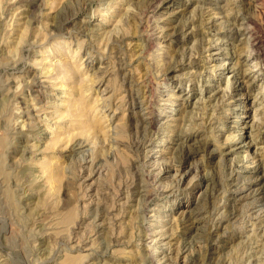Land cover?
<instances>
[{
    "label": "rangeland",
    "instance_id": "rangeland-1",
    "mask_svg": "<svg viewBox=\"0 0 264 264\" xmlns=\"http://www.w3.org/2000/svg\"><path fill=\"white\" fill-rule=\"evenodd\" d=\"M263 203L264 0H0V264H264Z\"/></svg>",
    "mask_w": 264,
    "mask_h": 264
},
{
    "label": "bare ground",
    "instance_id": "bare-ground-1",
    "mask_svg": "<svg viewBox=\"0 0 264 264\" xmlns=\"http://www.w3.org/2000/svg\"><path fill=\"white\" fill-rule=\"evenodd\" d=\"M167 1V0H166ZM160 10V9H159ZM242 20V19H241ZM240 21V20H239ZM246 21H247V19H246ZM243 23V22H242ZM156 36V35H155ZM161 41V40H160ZM221 42V41H220ZM237 90V89H236ZM139 103V102H138ZM169 109V108H168ZM176 109V108H175ZM160 122V121H159ZM108 123V122H107ZM158 124V123H157ZM160 126V125H159ZM163 127V126H162ZM113 128V127H112ZM109 129V128H108ZM111 130V129H110ZM109 130V131H110ZM167 130V129H166ZM183 130V129H182ZM184 131V130H183ZM158 133V132H157ZM152 134V133H151ZM150 135V134H149ZM153 135V134H152ZM140 137V136H139ZM164 137V136H163ZM180 138V135H174V138H173V140H175V141H177V142H179V139ZM144 141V140H143ZM144 144V143H143ZM142 147V146H141ZM147 147V146H146ZM155 147V146H154ZM153 148V147H152ZM156 148V147H155ZM155 148H153V149H155ZM181 149V144L180 143H174V147H173V150H174V152H177L178 150H180ZM183 150V149H182ZM152 151H154L155 153L157 152V150H152ZM190 156V154H189V151L188 152H186V157H189ZM152 157H154V159L155 160H157V157L156 156H153L152 155ZM150 159V158H149ZM85 160V159H84ZM87 160V159H86ZM177 159H175V158H173V159H171V162L170 163H172V161H173V163H175V161H176ZM246 161V160H245ZM176 162H178V161H176ZM172 163V166H174V164ZM169 165V164H168ZM181 165V164H180ZM167 165L166 164H164V162H160L159 163V167H158V171H160V172H169V169H168V167H166ZM195 166V165H194ZM241 166V165H240ZM175 167V166H174ZM152 168V167H151ZM244 168V167H243ZM192 169V167H185V166H183V167H181L180 166V168L178 169V171H176L175 172V174H177V175H179V178H178V181H181L182 180V178L185 176V175H187V173L190 171ZM257 170V169H256ZM173 171V170H172ZM175 171V170H174ZM195 171V170H194ZM152 173V172H151ZM146 177V176H145ZM196 177V176H195ZM178 183H180V182H178ZM176 184V183H175ZM219 188V187H218ZM204 190H205V187L203 188V190L201 191V195H203V192H204ZM170 193V192H169ZM133 194V193H132ZM142 194V193H141ZM233 194V193H232ZM251 194V193H250ZM261 195V194H260ZM142 196V195H141ZM159 196V195H158ZM170 196V195H169ZM134 197V196H133ZM137 197V196H136ZM145 198H143V200H144ZM166 199V198H165ZM175 199V198H174ZM137 200V199H136ZM201 200V199H200ZM155 203V202H154ZM193 203H195V202H192V204ZM230 204V203H229ZM264 204V203H263ZM154 205V204H153ZM181 205V204H180ZM222 206V205H221ZM263 206V205H262ZM235 208V207H234ZM253 208H254V206H253ZM256 209V208H255ZM259 209V208H258ZM261 209H263V208H261ZM187 210V209H186ZM191 210V209H190ZM186 211V214L184 215L185 216V218L186 219H190V218H192V214H193V212L192 211ZM257 210V209H256ZM162 211V210H161ZM213 211V210H212ZM211 211V212H212ZM219 212V211H218ZM258 212V211H257ZM161 213V212H160ZM247 213V212H246ZM135 214H137V213H135ZM162 214V213H161ZM204 214V213H203ZM222 214V213H221ZM255 215V214H254ZM257 215H259V214H257ZM246 217V216H245ZM252 217V216H251ZM255 217H256V215H255ZM95 218V217H94ZM167 218V217H166ZM222 216H220V218L218 219V221L217 222H219V220L221 221L222 220ZM151 219V218H150ZM159 219V218H158ZM216 219V218H215ZM245 219V218H244ZM95 220V219H94ZM149 220V219H148ZM157 220V219H156ZM214 220V219H213ZM152 221V220H151ZM154 221V220H153ZM226 221V220H225ZM240 221V220H239ZM148 222V221H147ZM241 222V221H240ZM239 222V223H240ZM158 223H159V225H157V226H159V227H163V226H165L166 225V220H162V221H158ZM238 223V222H237ZM146 225V224H145ZM194 225V224H193ZM251 225H252V223H251ZM151 226H153L152 224H150V225H148L147 227H146V230L148 231V233H146L147 235H148V237L149 238H151L152 239V241H154V242H156L157 243V248H158V251L160 252V254H162V257L160 258V259H156L155 260V262L156 263H160L161 262V260L162 259H164L165 260V257H167V251H166V249H168L167 248V246H166V242L164 241L165 240V235H163V231L162 230H157V231H151ZM262 228H264V227H262ZM144 230V229H143ZM200 231V229H197L195 232V235H198V232ZM215 231V230H214ZM262 231V230H261ZM187 233H188V231H187ZM252 234V233H251ZM190 235V234H189ZM192 238H194V236H191V239ZM174 239V238H173ZM188 239V238H187ZM259 246V245H258ZM195 247V246H194ZM156 248V249H157ZM189 248V247H188ZM194 249V248H193ZM158 252V253H159ZM263 252H261V254H262ZM176 254V253H175ZM199 254V253H198ZM201 254H202V252H201ZM152 255V254H151ZM201 256V255H200ZM152 260V259H151ZM245 261V260H244ZM169 262V261H168ZM193 261L192 260H187L186 262H183V264H191ZM236 262H237V260H236ZM247 262V261H246ZM246 262H244V263H246ZM174 263V262H173ZM92 264V263H91ZM154 264V263H153ZM175 264V263H174ZM243 264V263H242Z\"/></svg>",
    "mask_w": 264,
    "mask_h": 264
}]
</instances>
